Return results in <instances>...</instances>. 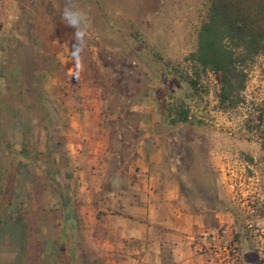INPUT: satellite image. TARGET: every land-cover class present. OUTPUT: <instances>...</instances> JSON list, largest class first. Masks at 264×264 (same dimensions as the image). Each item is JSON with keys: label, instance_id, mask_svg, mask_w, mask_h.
<instances>
[{"label": "rangeland", "instance_id": "rangeland-1", "mask_svg": "<svg viewBox=\"0 0 264 264\" xmlns=\"http://www.w3.org/2000/svg\"><path fill=\"white\" fill-rule=\"evenodd\" d=\"M66 7L83 13L79 24L63 18ZM208 7V0H0V52L6 49L8 62L0 73L5 85L0 102V264H41V259L43 264H92L88 251L80 258L73 246L86 239L84 234L62 224L65 203L70 211L77 209L71 199H61L59 170L66 159L61 151L36 150L72 141L54 132L55 120L46 119L55 107L35 74L54 62L43 54L62 42L71 49L74 42L80 46L82 64L83 96H67L66 107L98 112L94 119L106 133L111 159L120 162V179L129 175L123 161L130 162L141 135L138 101L167 96L166 83L180 112L188 113L190 106L197 111L190 113L196 128L177 130L174 143L184 147V160L198 132L204 149L236 147L238 176L244 179L236 206L249 236L263 241L256 251L264 261V50L247 70L240 101L220 106L219 76L190 60ZM78 33H83L79 39ZM186 96L196 103L179 102ZM234 242L241 263V248Z\"/></svg>", "mask_w": 264, "mask_h": 264}, {"label": "crops", "instance_id": "crops-1", "mask_svg": "<svg viewBox=\"0 0 264 264\" xmlns=\"http://www.w3.org/2000/svg\"><path fill=\"white\" fill-rule=\"evenodd\" d=\"M80 49L75 42L72 49L59 43L55 51L43 54L54 62L48 61L35 73L42 94L55 107L46 119L56 121L52 127L56 134L72 140L36 150L61 151L66 159L59 170L64 177L61 199H71L77 209L70 211L69 202L65 203L62 224L86 237L73 244L77 257L86 250L92 264H209L210 247L233 240L241 248L240 264H264L256 251L263 248V241L249 236L245 217L236 206L244 183L238 176L241 163L234 159L236 147L204 149L198 132L194 147H187L190 158L184 160V147L174 143L177 130L194 126L191 114L197 111L190 106L187 121L180 122L173 88L166 83L167 96L147 95L138 101L141 135L130 162L123 161L129 175L120 179V162L111 159L106 133L94 119L98 112L66 107L67 96H83ZM7 64L3 49L0 73ZM179 99L197 101L192 96Z\"/></svg>", "mask_w": 264, "mask_h": 264}, {"label": "trees", "instance_id": "trees-1", "mask_svg": "<svg viewBox=\"0 0 264 264\" xmlns=\"http://www.w3.org/2000/svg\"><path fill=\"white\" fill-rule=\"evenodd\" d=\"M208 2L190 60L219 76L218 103L230 107L240 101L247 70L264 50V0ZM179 121H187L186 111L180 112Z\"/></svg>", "mask_w": 264, "mask_h": 264}, {"label": "built area", "instance_id": "built-area-1", "mask_svg": "<svg viewBox=\"0 0 264 264\" xmlns=\"http://www.w3.org/2000/svg\"><path fill=\"white\" fill-rule=\"evenodd\" d=\"M209 264H240L237 245L233 240L214 243L209 249Z\"/></svg>", "mask_w": 264, "mask_h": 264}, {"label": "clouds", "instance_id": "clouds-1", "mask_svg": "<svg viewBox=\"0 0 264 264\" xmlns=\"http://www.w3.org/2000/svg\"><path fill=\"white\" fill-rule=\"evenodd\" d=\"M63 18L70 22L72 25H77L81 22V19L83 17V13L80 11H73L66 7L64 13L62 14ZM83 33H78L77 38L79 39Z\"/></svg>", "mask_w": 264, "mask_h": 264}]
</instances>
